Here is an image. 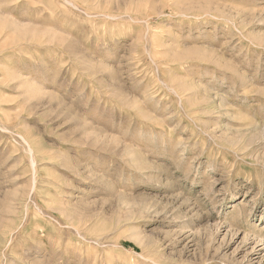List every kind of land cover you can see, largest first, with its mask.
Returning <instances> with one entry per match:
<instances>
[{
	"label": "rangeland",
	"instance_id": "rangeland-1",
	"mask_svg": "<svg viewBox=\"0 0 264 264\" xmlns=\"http://www.w3.org/2000/svg\"><path fill=\"white\" fill-rule=\"evenodd\" d=\"M0 264H264V0H0Z\"/></svg>",
	"mask_w": 264,
	"mask_h": 264
}]
</instances>
